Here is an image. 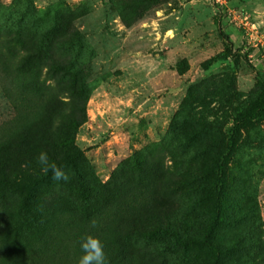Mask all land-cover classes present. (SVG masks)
Wrapping results in <instances>:
<instances>
[{"label":"rangeland","instance_id":"rangeland-1","mask_svg":"<svg viewBox=\"0 0 264 264\" xmlns=\"http://www.w3.org/2000/svg\"><path fill=\"white\" fill-rule=\"evenodd\" d=\"M230 41L251 63L228 53ZM37 45L85 66L91 97L76 140L79 170L98 198L114 175L123 185L103 217L170 208L178 239L152 241L174 250L162 264H214L203 239L223 162L224 217L211 235L223 250L219 264H264V0H0V69ZM12 114L0 90V124ZM65 171L64 188L46 187L58 196L42 210L37 240L96 231L105 253L108 244L124 264H143L138 250L151 243L120 254L123 223L80 222L79 173Z\"/></svg>","mask_w":264,"mask_h":264},{"label":"trees","instance_id":"trees-1","mask_svg":"<svg viewBox=\"0 0 264 264\" xmlns=\"http://www.w3.org/2000/svg\"><path fill=\"white\" fill-rule=\"evenodd\" d=\"M79 35V29L74 25L73 36ZM21 41L17 39L15 42ZM234 50L230 41L227 51L232 55ZM243 50L238 48L235 52L251 63L250 54ZM22 51L24 54H11L13 63L0 69V90L14 109L12 117L0 124V264H78L81 240L86 236L64 233L52 239L37 240L36 237L35 227L40 223L42 210L50 209L48 201L58 196L57 193L47 194L46 187L56 182L57 186L64 188L70 180L68 175L66 182L55 181L51 172L45 174L42 171L36 161L42 150L64 169L73 168L79 173V197L87 210L86 217L80 222L94 226L100 220L108 226L123 223L125 229L117 241H124L126 247L124 254L122 250L120 254H130L128 247L144 239L151 244L138 250L142 263L162 264L174 250L155 246L152 241L160 243L163 235L174 236L173 210L155 205L147 213L125 220L117 213L103 217L104 210L116 205L123 191L122 183L114 175L99 187L98 198L91 194L92 188L79 170L83 153L76 140L80 128L89 120L91 97L84 64L78 62L74 55L42 54L41 45L32 51H27L24 46ZM257 72L264 76V69H257ZM33 97H37L38 105H32ZM218 169L214 190L215 213L203 239L214 251V264H219V254L223 251L211 235L224 217L225 163L219 164ZM94 202H99L100 211L94 209ZM92 235L101 240L98 232L94 231ZM175 242L186 243L185 240ZM106 250L108 264H124L108 244Z\"/></svg>","mask_w":264,"mask_h":264},{"label":"clouds","instance_id":"clouds-1","mask_svg":"<svg viewBox=\"0 0 264 264\" xmlns=\"http://www.w3.org/2000/svg\"><path fill=\"white\" fill-rule=\"evenodd\" d=\"M36 161L45 174L51 172L53 180L65 182L69 180L65 169L52 161L47 151H40L36 156ZM80 248L82 255L78 260V264H108L104 244L98 236L89 234L82 238Z\"/></svg>","mask_w":264,"mask_h":264}]
</instances>
